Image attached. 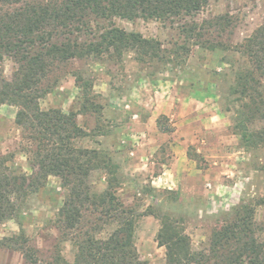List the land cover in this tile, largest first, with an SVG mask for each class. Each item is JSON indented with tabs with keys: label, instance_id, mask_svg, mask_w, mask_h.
Returning a JSON list of instances; mask_svg holds the SVG:
<instances>
[{
	"label": "rangeland",
	"instance_id": "rangeland-1",
	"mask_svg": "<svg viewBox=\"0 0 264 264\" xmlns=\"http://www.w3.org/2000/svg\"><path fill=\"white\" fill-rule=\"evenodd\" d=\"M217 16L231 22L226 31L212 35L231 49L224 52V63L201 48L202 43L185 42L181 35L182 25H202ZM113 24L159 41L164 58L139 63L133 53L122 59L105 53L58 64L42 84L51 92L40 99V107L77 113L76 123L86 136L76 145L107 155L118 167L115 195L138 216L135 245L140 259L166 264V250L157 239L161 215L179 222L196 251L208 248L212 232L242 204L252 207L256 221L264 224V206L259 205L264 198V146L250 148L241 141L236 130L241 105L230 94L234 71L244 62L234 48L264 25V0H212L181 20L114 18ZM204 37L210 40V31ZM184 44L188 53L179 48ZM16 68L13 58L0 60V85L12 80ZM261 90L264 94V80ZM17 111L0 104V162L17 175L30 176L23 131L15 123ZM206 115L215 116L216 130L206 128L210 122L201 119ZM262 127L261 118L250 125L252 130ZM175 165L178 179L163 174ZM109 177L105 170L93 171L88 181L92 192L103 193ZM65 194L60 179L49 177L41 191L21 204L18 219L0 224V241L23 234L38 264H48L59 249L72 261V245L62 240L56 226ZM101 217L93 208L85 210L83 226L105 238L115 225L103 224ZM0 264L30 263L20 252L0 246Z\"/></svg>",
	"mask_w": 264,
	"mask_h": 264
},
{
	"label": "trees",
	"instance_id": "trees-1",
	"mask_svg": "<svg viewBox=\"0 0 264 264\" xmlns=\"http://www.w3.org/2000/svg\"><path fill=\"white\" fill-rule=\"evenodd\" d=\"M211 1L0 0V60L11 57L17 64L12 80L0 85V104L18 108L15 123L23 131L22 150L29 157L32 171L30 176L17 175L0 162V224L18 219L21 204L28 196L41 191L49 177L59 178L66 194L56 226L62 240L71 243L73 259L69 261L59 249L48 264L147 263L140 259L135 245L138 216L115 195L118 167L107 155L76 145L78 139L86 136L76 123L77 113L40 107V99L51 92L43 89V82L58 64L105 53H113L119 59L133 53L139 63L162 60L159 41L117 28L113 19L181 20L198 14ZM230 26L227 16H217L202 25H182L181 35L185 42L202 43L201 48L224 63V52L231 49L212 35ZM209 31L210 40L203 39ZM179 48L189 52L185 44ZM234 51L244 61L234 71L230 88L231 96L241 105L236 112L237 134L246 147L264 146V127L250 129L256 120L264 119V25L236 45ZM85 98L90 102L88 93ZM96 170L110 174L101 194L92 192L88 182ZM259 205L264 206V198ZM90 208L102 216L99 220L103 224L115 225L107 237L98 238L96 233L85 230L84 211ZM160 218L162 226L157 239L166 250V264H264V224L256 221L249 205L237 207L232 218L212 232L208 248L199 251L192 248L176 219L169 215ZM26 244L23 234L0 241V246L20 252L26 262L38 264L39 258Z\"/></svg>",
	"mask_w": 264,
	"mask_h": 264
},
{
	"label": "crops",
	"instance_id": "crops-1",
	"mask_svg": "<svg viewBox=\"0 0 264 264\" xmlns=\"http://www.w3.org/2000/svg\"><path fill=\"white\" fill-rule=\"evenodd\" d=\"M202 119V121L204 122V124H205V122L206 123H208V122H210V127H206V128H209L210 129V131L211 130H216V126H218L217 124H214V122H215V116L214 115H210V117H208V115H206V116H203V118H201ZM214 124V125H213ZM176 168H177V165H175L172 169H170V170H168V173L167 172H164L163 174H169V173H173V175H174V178L175 179H178L179 177H178V170H176ZM181 172H183V171H181Z\"/></svg>",
	"mask_w": 264,
	"mask_h": 264
}]
</instances>
